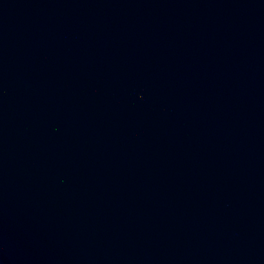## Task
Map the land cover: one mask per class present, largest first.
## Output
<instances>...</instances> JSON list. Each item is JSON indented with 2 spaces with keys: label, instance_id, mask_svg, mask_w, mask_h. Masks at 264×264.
<instances>
[{
  "label": "water",
  "instance_id": "water-1",
  "mask_svg": "<svg viewBox=\"0 0 264 264\" xmlns=\"http://www.w3.org/2000/svg\"><path fill=\"white\" fill-rule=\"evenodd\" d=\"M0 264H264V0H0Z\"/></svg>",
  "mask_w": 264,
  "mask_h": 264
}]
</instances>
